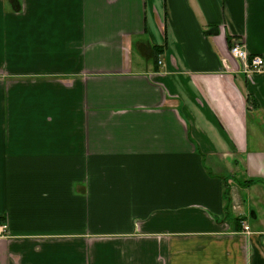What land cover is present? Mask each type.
I'll use <instances>...</instances> for the list:
<instances>
[{
  "label": "crops",
  "instance_id": "obj_1",
  "mask_svg": "<svg viewBox=\"0 0 264 264\" xmlns=\"http://www.w3.org/2000/svg\"><path fill=\"white\" fill-rule=\"evenodd\" d=\"M4 222L0 264H264V0H0Z\"/></svg>",
  "mask_w": 264,
  "mask_h": 264
},
{
  "label": "built area",
  "instance_id": "obj_2",
  "mask_svg": "<svg viewBox=\"0 0 264 264\" xmlns=\"http://www.w3.org/2000/svg\"><path fill=\"white\" fill-rule=\"evenodd\" d=\"M231 56L237 60L245 75H253L259 73L263 69V59L259 56H251L247 53L245 47L239 43L235 42L230 47ZM158 64L160 62L158 61ZM244 232H248V227H243ZM7 236V226L6 224L0 225V238Z\"/></svg>",
  "mask_w": 264,
  "mask_h": 264
},
{
  "label": "rangeland",
  "instance_id": "obj_3",
  "mask_svg": "<svg viewBox=\"0 0 264 264\" xmlns=\"http://www.w3.org/2000/svg\"><path fill=\"white\" fill-rule=\"evenodd\" d=\"M4 224H6V225H7V223H5V222H4ZM0 225H1V224H0Z\"/></svg>",
  "mask_w": 264,
  "mask_h": 264
}]
</instances>
